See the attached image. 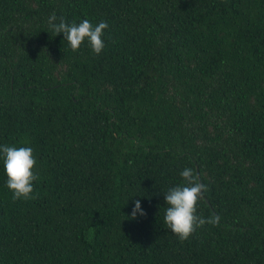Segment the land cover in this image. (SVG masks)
<instances>
[{"label":"trees","instance_id":"1","mask_svg":"<svg viewBox=\"0 0 264 264\" xmlns=\"http://www.w3.org/2000/svg\"><path fill=\"white\" fill-rule=\"evenodd\" d=\"M53 13L106 22L103 51ZM4 144L39 179L13 201L0 160V264H264V0H0ZM187 167L220 219L181 242L163 196Z\"/></svg>","mask_w":264,"mask_h":264},{"label":"clouds","instance_id":"2","mask_svg":"<svg viewBox=\"0 0 264 264\" xmlns=\"http://www.w3.org/2000/svg\"><path fill=\"white\" fill-rule=\"evenodd\" d=\"M48 25L54 36L63 34V39L68 42L72 51H77L85 42L95 55H99L104 49V30L108 28L104 21L94 25L88 19L79 23L74 21L67 23L61 18L57 22V17L53 13L48 17ZM0 160L7 177L6 186L12 193L13 201L34 199L33 182L39 177L34 171L36 157L33 149L28 146L0 145ZM180 176L182 183L169 188L163 196L167 205L163 219L165 226L183 242L206 224L217 226L220 218L215 214L208 218L198 214L197 206L207 187L200 182L194 170L187 167L180 172ZM138 214L146 215L140 201L135 200L131 218L135 219Z\"/></svg>","mask_w":264,"mask_h":264}]
</instances>
